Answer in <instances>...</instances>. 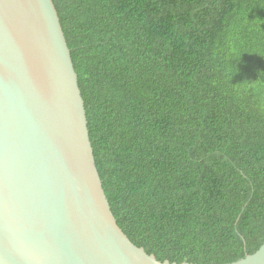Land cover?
<instances>
[{"label":"trees","instance_id":"16d2710c","mask_svg":"<svg viewBox=\"0 0 264 264\" xmlns=\"http://www.w3.org/2000/svg\"><path fill=\"white\" fill-rule=\"evenodd\" d=\"M119 226L164 262L264 244V0H53Z\"/></svg>","mask_w":264,"mask_h":264},{"label":"water","instance_id":"95a60500","mask_svg":"<svg viewBox=\"0 0 264 264\" xmlns=\"http://www.w3.org/2000/svg\"><path fill=\"white\" fill-rule=\"evenodd\" d=\"M0 264H178L118 224L53 0H0Z\"/></svg>","mask_w":264,"mask_h":264}]
</instances>
